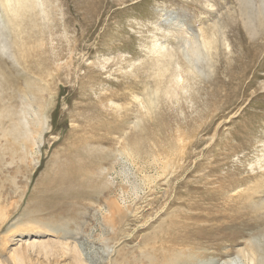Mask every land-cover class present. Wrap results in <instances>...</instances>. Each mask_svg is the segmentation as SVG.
<instances>
[{
    "label": "rangeland",
    "instance_id": "obj_1",
    "mask_svg": "<svg viewBox=\"0 0 264 264\" xmlns=\"http://www.w3.org/2000/svg\"><path fill=\"white\" fill-rule=\"evenodd\" d=\"M36 1L22 34L0 17V264H255L247 230L218 224L216 198L248 191L242 179L264 171L263 130L249 157L229 146L244 109L264 105V70L246 94L251 74L240 78L235 113L216 106L215 89L236 88V53L259 41L227 21L237 2ZM215 20L218 49L184 63L181 39ZM160 45L172 56H152ZM168 60L187 89L161 91L149 109L151 65Z\"/></svg>",
    "mask_w": 264,
    "mask_h": 264
},
{
    "label": "bare ground",
    "instance_id": "obj_2",
    "mask_svg": "<svg viewBox=\"0 0 264 264\" xmlns=\"http://www.w3.org/2000/svg\"><path fill=\"white\" fill-rule=\"evenodd\" d=\"M197 1L200 2V0H197ZM222 1L226 2L227 0H222ZM235 1L238 4L237 9L239 11V16L237 17V15H229V16H227L228 20L227 19L226 20L234 23L231 27H236V25L241 24V27H242L241 30L245 29L246 33H248V32L251 33V35L247 34L249 39L253 38L252 33H253V31H256V35L257 36L259 35L258 36L259 41L256 43L257 46H255L254 48H251V49L248 48L245 51H240V52L236 53V59L238 60L239 63H237V62L233 63L234 64L233 66L236 65L238 67V70H239L238 75L240 76L238 81H237V84L235 85L236 88L231 87L230 90L228 91V90H225V85H223V86L221 85L220 88L215 89V91L221 90L220 91L221 93H219V95H218V98L221 102L219 104L217 103L216 106L220 107L221 111L227 110V112L231 113V114H232L233 110H234V113L236 112L235 108L237 106V100H238V98L241 97V96L239 97L238 91L241 90V88L243 87L244 81L240 80V78L246 77L248 73L251 74V76L249 75L250 77L243 87L245 89V90H243L244 91L243 94H246L247 90L251 86L258 83V80H259L258 78L261 75L259 71L264 70V54H263L264 50H262V48H261V44H262L261 41L264 40V0H261V5L259 6V7H261L260 10H258V8L254 9V10L251 9V7H250V3H251L250 1L251 0H235ZM36 2H37L36 0H0V17L5 21V27H7V25L12 24V26L15 29L18 28V30H19L18 33L22 34L25 31L24 28H27L24 25L25 22L26 23L28 22V24L30 22L32 24L31 25L32 27L35 26L34 25V22H35L34 18L36 15H38V13H36L34 11V5L36 4ZM253 8H255V7H253ZM253 15H256V16L261 15V17L255 18ZM1 18H0V20H1ZM230 18H232V20ZM255 21H258V23H255ZM226 25H228V24H226ZM7 29H8V27H7ZM219 30H220V26L218 25V21L215 20V21L210 22L206 27L198 28L197 29L198 34L194 35V33L188 32L187 36H189V37H187V40L186 39L184 40V38L181 39V45L185 46L184 52H186V56H187L184 59V60H187V62L185 61L184 63H186L189 66L194 65V63L192 62V59L196 60L197 57H199L202 54L204 55V57H207L209 55L210 50L216 49L218 47L217 45L220 44V36L222 37V34H223L222 31L220 32ZM253 43H255V42H253ZM154 44H156V43H154ZM161 47H162V45L153 48L151 55L156 57V58H164L166 56H168V57L172 56L171 52H169V53L166 52L163 54V50ZM181 50H184V48ZM231 52L232 51H228V52H226V51L220 52L219 51L218 54H215V55H219L220 57H225V58H227V57L233 58L235 56V54H233L234 52L233 53H231ZM210 54H211V52H210ZM3 62H4V60H2L0 57V67L4 66ZM167 63H169V60L166 63L160 64V66H158L156 63L151 65L150 69L152 70V73L150 76L153 77V80L156 79V82L155 81L154 82L158 86L155 89L147 90L146 96L144 95L146 97V105L149 109L155 107V105H154L155 99L154 98L155 97L157 98L158 94H160L161 91H162V94H164L167 97L169 94L175 95L176 92H178V91H176V88H178L179 90H182V89L186 90L187 89L186 87H182V85L180 84L181 80L179 79L180 78L179 72L175 71L173 68H171V70H170L169 65ZM221 64H222V62H221ZM254 68H255V70H254ZM257 70H259V71H257ZM166 73H168L167 76H166ZM128 83H130V82H128ZM160 83H162L163 85L160 86ZM131 84H132L131 87H133L134 90H137L141 86V84H143V83L133 81ZM223 84H225V83L223 82ZM240 84L242 87H240ZM186 85H188V84H186ZM262 85L264 86V81L262 82ZM36 86H37V84H36ZM142 87H143V85H142ZM144 88L146 89V84H144ZM27 92H28V90H27ZM162 94H160V95H162ZM215 94H214V96H215ZM240 95H242V94H240ZM258 95H260V94H258ZM261 95H264V90H263ZM37 99L39 101L41 100L39 98H37ZM210 100L207 104L210 103ZM226 101H229L228 105H224L226 103ZM23 102H24V99H23ZM211 103L215 104L214 102H211ZM254 104L255 103L252 102L251 105L247 106V108L244 109L245 115H243L240 118V120L237 121V123H234L235 125L230 129L229 135H231V138L234 139V142L232 143V145H229V146L232 147V149L234 151H237V149L241 150L242 154H243L242 156H247V154L249 152L252 153V151H253L252 143H253V139H254L253 137L255 136V134L257 132L262 131V130L264 133V113H263L264 105L261 103L260 104L258 103V105H254ZM254 106H256L257 111H255ZM210 107H208V108H210ZM39 108H40L39 111L36 113V115H37L36 118H38L37 121H39V122L41 119L42 124H44V117H43L44 103H42L41 107L39 106ZM214 108H216V107H214ZM13 115H15V114H13ZM220 116H221V114H220ZM11 117H13V116L10 115V118ZM16 118H14V119H16ZM19 118H21V117H19ZM19 118H18V120H20ZM21 123H23V122H21ZM11 127H12V125L10 126V128ZM14 127L16 128V126H14ZM14 127H12L13 129H10V130H12V132H11L12 134L17 133V130H18L17 128H16L17 130H15ZM206 128H207L206 130H208V127H206ZM10 130H8V131H10ZM4 133H6L5 130H4ZM246 149H248V151H246ZM247 157H249V156H247ZM234 169L235 170L237 169V171L241 170L240 167L233 168V169H231L232 173L234 172ZM229 172L231 173V171H229ZM260 174H259L260 177H258V178H256V175L251 174L250 176H246L242 179L243 182H247L248 184L252 183V184L248 185V187H249L247 189L248 191L240 192L237 195L234 194L231 196H228V195L226 196V194L222 193L221 194L222 196L216 197L218 200L217 202H220L219 205H222V209H221V211H219L220 217H219L218 221L220 223H218V224L219 225H233V226H235L233 228H239V229L243 228V229L247 230L246 233L249 236L250 245L253 249L251 251L254 254H256V256H257V260H256L255 264H264V171L263 172L261 171ZM220 185H221V187H225V185L223 183ZM221 187H220V189H221ZM218 191H220V190H218ZM210 198H214V197H210ZM109 206H110L109 210L111 212H113V209H118L117 203H115L114 201H110ZM196 259H198V255H197ZM201 260L202 259H200V258L198 260H195V262H197L196 264H203V263L206 264L207 263V261H205V260L202 263ZM225 261L226 262L224 264H226L227 262L232 263V262H235L236 259L231 257L228 259V261L227 260H225ZM188 262H189L188 264H191L193 261H188ZM240 262H238V263H240ZM153 263H154V261H153Z\"/></svg>",
    "mask_w": 264,
    "mask_h": 264
}]
</instances>
